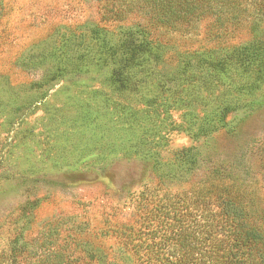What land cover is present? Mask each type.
I'll list each match as a JSON object with an SVG mask.
<instances>
[{"label":"rangeland","instance_id":"374dc122","mask_svg":"<svg viewBox=\"0 0 264 264\" xmlns=\"http://www.w3.org/2000/svg\"><path fill=\"white\" fill-rule=\"evenodd\" d=\"M253 1L215 31L212 16L188 34L163 30L164 60L132 68L120 92L90 37L104 0H0V264L51 253L83 264L84 243L118 248L114 228L144 193H189L216 169L264 202V2ZM146 16L134 10L110 37ZM243 45L262 63L240 64Z\"/></svg>","mask_w":264,"mask_h":264},{"label":"trees","instance_id":"16d2710c","mask_svg":"<svg viewBox=\"0 0 264 264\" xmlns=\"http://www.w3.org/2000/svg\"><path fill=\"white\" fill-rule=\"evenodd\" d=\"M259 1L264 2L253 3ZM249 4V0H104L99 11L102 23L90 33L96 44L94 59L109 57L115 62L117 66L112 68L109 79L114 91H124L132 81V68L164 60L165 46L166 50L170 46L162 39L163 30L188 34L212 16L214 20L207 26L215 31L227 20L242 18L250 11ZM140 9L148 16L143 23L137 21L139 28L123 30L120 40L110 37L111 24L125 21L131 12ZM240 48V64L262 63L251 47ZM87 55L84 53L83 57ZM189 59L182 64H189ZM183 68L188 71L185 65ZM112 101L114 108L135 114L134 106L117 99ZM154 103L155 98L147 99V105ZM225 168L223 165L227 171ZM221 171H213L189 193H144L135 219L114 228L122 239L118 248L94 245L91 248V244L84 243L89 258L82 263L264 264V202L260 201L258 189L252 183L242 185L237 178L225 177ZM109 253H114L113 257ZM49 256L48 264H73L68 258H58L56 253Z\"/></svg>","mask_w":264,"mask_h":264},{"label":"clouds","instance_id":"9594fccd","mask_svg":"<svg viewBox=\"0 0 264 264\" xmlns=\"http://www.w3.org/2000/svg\"><path fill=\"white\" fill-rule=\"evenodd\" d=\"M173 143L176 147L186 146L188 143L187 137L182 134H174Z\"/></svg>","mask_w":264,"mask_h":264}]
</instances>
